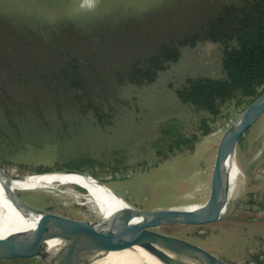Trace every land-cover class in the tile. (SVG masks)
<instances>
[{
    "label": "rangeland",
    "instance_id": "obj_1",
    "mask_svg": "<svg viewBox=\"0 0 264 264\" xmlns=\"http://www.w3.org/2000/svg\"><path fill=\"white\" fill-rule=\"evenodd\" d=\"M229 1L162 0L157 15L141 17L128 37L147 40L170 29L180 31L195 26ZM149 3L150 0H0V70L12 69L24 58L31 63L32 59L46 55L47 21L62 22L63 17H69L83 25L114 18L111 9L122 13L129 7L143 10ZM101 29L98 27L96 33H101ZM91 35L95 36V32ZM202 75H222L220 43L203 41L196 47H183L181 59L161 72L155 82L142 87L125 86L118 93L119 101L114 103V117L100 124L91 114H80L68 107L63 117H58L34 83H5L9 78L0 72V132L7 133L1 142V164L17 169L23 163L122 161L128 177L107 184L133 207L156 210L193 203L204 185L210 159L228 121L215 123L213 131L201 136L194 150L169 158L158 156L153 143L161 136V126H168L169 122L178 123L187 136L199 134L200 114L191 112L171 85L177 86L187 76ZM229 109L233 112L236 108L231 104ZM235 160L241 172L230 192L231 206L226 215L201 226L187 225L185 229L172 225L166 232L187 238L226 261L254 264L252 256L264 251V113L241 137ZM82 169L93 173L100 167L87 163ZM110 176L103 171L98 178ZM17 192L29 204L63 216L94 221L103 216L95 203L88 200L91 198L87 192L74 184L27 187ZM24 258L3 260L0 264H45Z\"/></svg>",
    "mask_w": 264,
    "mask_h": 264
},
{
    "label": "trees",
    "instance_id": "obj_2",
    "mask_svg": "<svg viewBox=\"0 0 264 264\" xmlns=\"http://www.w3.org/2000/svg\"><path fill=\"white\" fill-rule=\"evenodd\" d=\"M159 1L150 0L143 10L129 7L122 13L111 9L114 18L83 25L69 17H63L62 22L47 21L46 55L32 59L31 63L21 59L12 69L3 67L0 72L9 78L5 83H34L58 117H63L68 107L80 114H91L98 123L105 124L114 117V103L119 101L118 93L125 86L142 87L155 82L161 72L181 59L183 47H196L203 41L220 43L221 76H187L177 86L171 85L180 101L191 112L200 114L199 134L187 136L178 123L169 122L168 126H161V136L153 143L158 156L164 158L194 150L201 136L213 131L215 123L228 121L232 113L229 105H243L264 85V0H231L195 26L180 31L170 29L147 40L129 39L136 21L157 15L162 0ZM100 26L101 33L97 34ZM116 29L119 31L113 33ZM94 32L95 36L91 35ZM6 135L5 131L0 132V164L1 142ZM118 162L80 159L65 166H99L100 170L91 173L99 177L107 171L111 176L101 180L108 182L128 177L126 165ZM252 262L264 264V251L254 254Z\"/></svg>",
    "mask_w": 264,
    "mask_h": 264
},
{
    "label": "water",
    "instance_id": "obj_3",
    "mask_svg": "<svg viewBox=\"0 0 264 264\" xmlns=\"http://www.w3.org/2000/svg\"><path fill=\"white\" fill-rule=\"evenodd\" d=\"M263 113L264 85L229 116L225 130L210 159L204 185L195 202L179 210L154 216L140 215L125 204L108 216H101L99 220L80 224L68 232L41 224L14 236H0V261H19L25 259L23 256L32 255L41 257L45 264H72L90 261L112 251L151 244L187 260H200L202 264H251L226 261L205 247L166 231L172 225H176L175 229H185L187 225L201 226L219 220L206 218L205 207L217 198L216 188L230 173L229 160L237 147L238 137L247 131ZM240 126L244 128L238 133ZM38 170L51 174L75 173L90 177L123 201L122 197L106 181L83 169L58 163L54 165L23 163L17 169L0 164V178L7 179ZM70 184L78 186L89 195L86 187L78 183ZM229 190L228 185L220 196H226ZM89 197L92 199L90 195ZM70 220L73 221L72 218Z\"/></svg>",
    "mask_w": 264,
    "mask_h": 264
},
{
    "label": "bare ground",
    "instance_id": "obj_4",
    "mask_svg": "<svg viewBox=\"0 0 264 264\" xmlns=\"http://www.w3.org/2000/svg\"><path fill=\"white\" fill-rule=\"evenodd\" d=\"M243 128L244 126H240L238 128V133L241 132ZM240 137L237 139V144ZM229 167L230 173L221 181L215 190L217 198L210 201L205 207L206 218L221 219L230 209V192L236 186V177L239 175V172H241L235 160V150L230 157ZM58 183H78L86 187L89 191V195L92 197L91 200H88L95 203L103 216H108L114 210L125 204H127L129 209L145 216H154L175 211L185 206H168L156 210H144L133 207L123 197V201L119 200L107 188L87 176L75 173L51 174L46 172L19 174L7 179L0 178V236H14L41 224L50 225L62 232H68L80 224L94 221L77 218H72L73 221H71V217L63 216L29 204L17 192V190L27 187L53 186ZM228 185L230 186L229 193L221 197L220 194ZM23 257H33L44 261L38 256L26 255ZM72 264H202V262L200 260L184 259L177 254H172L151 244H142L120 251H112L107 255L90 261Z\"/></svg>",
    "mask_w": 264,
    "mask_h": 264
},
{
    "label": "crops",
    "instance_id": "obj_5",
    "mask_svg": "<svg viewBox=\"0 0 264 264\" xmlns=\"http://www.w3.org/2000/svg\"><path fill=\"white\" fill-rule=\"evenodd\" d=\"M210 163V162H209ZM209 167V166H208ZM207 172H208V170H207Z\"/></svg>",
    "mask_w": 264,
    "mask_h": 264
}]
</instances>
